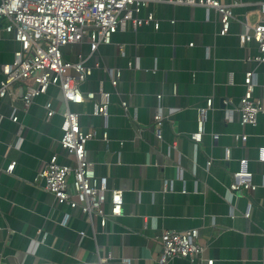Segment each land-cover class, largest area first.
Segmentation results:
<instances>
[{"label": "crops", "instance_id": "obj_1", "mask_svg": "<svg viewBox=\"0 0 264 264\" xmlns=\"http://www.w3.org/2000/svg\"><path fill=\"white\" fill-rule=\"evenodd\" d=\"M171 1L151 0L139 13L141 18L151 14L158 28L126 24L93 53L86 41L62 48L65 60L92 68L81 92L102 87L110 94L106 117L93 115L91 102L67 106L78 114L82 131L96 134L85 145L96 176L107 178L109 190L122 192L121 214L103 227L96 216L87 222L77 209L58 204L39 179L52 157L73 165L59 144L60 113L66 108L59 89L49 87L29 106L0 99V264L96 262L108 252L128 264H191L183 258L157 261L162 232L190 229H197L205 248L199 264H264V161L259 160L264 112L253 126L241 125L238 115L246 72H253V97L264 108V64L255 60L257 44L239 40L258 23L264 0H218L238 4L226 35H219L214 10ZM5 26L0 18V66L10 64L19 49ZM109 69L120 71L115 87ZM207 99L211 107L194 140ZM48 101L55 112L50 119L44 109ZM157 108L164 117L160 140L153 129ZM241 136H246L243 143ZM240 160L246 161L255 188L230 192ZM10 162L16 165L7 174ZM108 200L109 193L105 211ZM65 215L68 220L61 224Z\"/></svg>", "mask_w": 264, "mask_h": 264}, {"label": "built area", "instance_id": "obj_2", "mask_svg": "<svg viewBox=\"0 0 264 264\" xmlns=\"http://www.w3.org/2000/svg\"><path fill=\"white\" fill-rule=\"evenodd\" d=\"M151 0H0V18L6 20L5 31L12 34L19 44V49L13 54L10 64L0 66L4 76L0 82V99L8 98L12 104L21 102L31 105L34 98L44 94L49 87H57L61 93L66 108L60 113L62 117L61 137L59 144L66 150L73 160V165H61L55 157L45 164L39 174L43 181V189L50 193L58 204L70 209H77L87 220L93 216L99 219L103 227L110 218L121 214V190H109L107 178L97 177L94 164L87 159L85 145L95 138L93 131H82L78 114L71 112L69 104L92 103V114L99 117L107 116L110 94L102 87L97 92L83 93L80 85L91 75L92 68L82 61L69 62L63 58L62 48L80 44L86 41L90 52H95L100 45L111 43L113 35L126 24L133 28L143 24L157 22L151 14L139 17V13ZM176 5H196L203 7L205 12L214 10L219 15V35H226L230 22L234 17L233 9L238 4H222L218 0H172ZM260 19L258 23L239 36L241 43L253 40L258 47L255 60L264 64V2L259 4ZM97 67V66H95ZM110 84L115 87L120 78V71L109 69L106 71ZM244 93L239 100L238 115L241 125L256 123L259 113L264 112L259 100L253 97L255 88L253 72H246L243 78ZM159 99V98H158ZM127 113L126 102L120 103ZM211 107V100H206V108L199 110L197 130L191 135L192 139L199 138L203 130L204 114ZM47 119L54 114L51 102L44 104ZM172 110L170 111V113ZM16 123L17 118L11 116ZM164 117L160 108L153 115V129L157 139H161L160 128ZM102 138L106 139L103 133ZM243 143L246 136H241ZM229 158V151L225 153ZM259 160L264 161V148L259 151ZM209 164V163H208ZM240 169L236 173L229 191L234 192L243 188L254 190L249 175L245 172V160H240ZM15 162H10L5 172L11 174ZM71 182L69 183V178ZM109 193V210L104 205ZM249 217L248 210L244 214ZM65 215L61 224H66ZM83 236V232H79ZM197 229L183 232L164 231L159 236V263H166L173 258H183L191 264H199L202 260L204 246L199 242ZM74 264H128L126 260L116 261L110 252L96 262L78 261ZM205 264H213L212 260H205Z\"/></svg>", "mask_w": 264, "mask_h": 264}]
</instances>
